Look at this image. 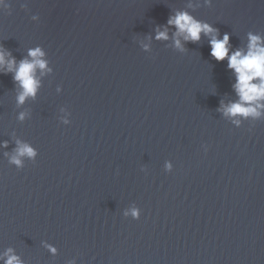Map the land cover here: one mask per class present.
Masks as SVG:
<instances>
[{"label": "water", "instance_id": "1", "mask_svg": "<svg viewBox=\"0 0 264 264\" xmlns=\"http://www.w3.org/2000/svg\"><path fill=\"white\" fill-rule=\"evenodd\" d=\"M177 12L230 34L232 51L264 37V0L0 5L8 59L46 61L24 103L0 74V264H264V116L219 110L238 100L235 76L207 37L186 51L174 26L155 39ZM133 204L139 221L123 216Z\"/></svg>", "mask_w": 264, "mask_h": 264}, {"label": "clouds", "instance_id": "2", "mask_svg": "<svg viewBox=\"0 0 264 264\" xmlns=\"http://www.w3.org/2000/svg\"><path fill=\"white\" fill-rule=\"evenodd\" d=\"M5 0H0V5H4ZM174 26L177 29L176 35L182 36L184 43L180 39L175 40V46L181 51H186L185 44L200 43L204 37L208 38L210 45V55L218 63L227 61L229 71L234 73L235 83L233 89L238 96V100L228 104L221 103V110L226 117H249L259 119L264 116V37L249 33L247 49H237L232 51L230 43V34L224 33L221 39L220 30L206 21H200L191 16L188 12H177L174 17H170L167 26L163 31L157 29L156 40H168V27ZM10 53H6L0 46V74L7 75L13 73L14 81L23 89L18 100L24 103L29 97L35 99L40 87V81L35 76V70L45 69L46 61L41 59L45 53L40 48L30 49L28 56L32 59H24L17 66L16 60L8 59ZM23 118V117H22ZM237 126L241 121L234 119ZM64 124H69L65 120ZM7 147V142L3 145ZM21 156H27L35 161L38 153L29 146L20 149ZM11 163L22 167L19 159H13ZM164 171L172 173L174 166L171 161H166ZM123 216L127 219L129 216L133 220L139 221L142 216V210L136 204H133L131 212H124ZM11 251V250H9ZM54 252L55 249H52ZM6 264H21L17 256H10Z\"/></svg>", "mask_w": 264, "mask_h": 264}]
</instances>
